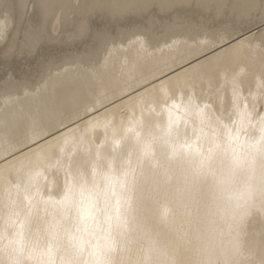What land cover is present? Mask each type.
Masks as SVG:
<instances>
[{
    "label": "snow or ice",
    "instance_id": "1",
    "mask_svg": "<svg viewBox=\"0 0 264 264\" xmlns=\"http://www.w3.org/2000/svg\"><path fill=\"white\" fill-rule=\"evenodd\" d=\"M16 7L11 23L0 13V264H264V231L258 261L243 240L253 210L264 215V32L255 67L240 31L257 19L264 29V0ZM154 7L191 8L230 26L212 32L202 55L159 75L132 65L21 107L14 88L37 98L43 84L26 85L19 72L35 69L51 89V69L62 66L53 48L69 42L106 52V65L112 20ZM159 224L172 234L166 242Z\"/></svg>",
    "mask_w": 264,
    "mask_h": 264
},
{
    "label": "bare ground",
    "instance_id": "2",
    "mask_svg": "<svg viewBox=\"0 0 264 264\" xmlns=\"http://www.w3.org/2000/svg\"><path fill=\"white\" fill-rule=\"evenodd\" d=\"M25 2L27 0H4V4L7 7L0 6V13L6 14L11 23V17L18 15L20 11L16 5ZM53 2L59 5H70L74 0H53ZM125 2H129V0H125ZM131 2H143V0H131ZM256 3L259 4V0H256ZM259 23V19H257L255 23L248 24L247 28L253 30L258 27ZM2 24L3 16H0V25ZM225 26H230V22L227 19L221 20L217 18L212 20L209 18L208 13H201L191 8L165 10L154 7L150 10L136 11L127 18H114L112 20L111 27L113 29L114 43L108 45V51L112 54L108 57L106 65L104 64L106 52L84 54L82 46L76 42L58 43L53 50L57 56L61 57L57 64L62 66H53L51 69L52 88L49 89L48 84L42 80V74L32 69L19 72L18 78L24 81L26 85L35 88H41L43 84L38 97H23L22 87L14 88V91L22 97L23 104L21 107H23L40 103L49 95L55 97L59 93L70 90L73 87L87 90L90 80L96 79L100 73H104L113 79L119 78L120 74L127 72L132 65H135L137 75L151 78L153 75H159L161 68L164 71H169V65L177 67L180 63H185L187 60L202 55L206 51L204 43L212 40V32L216 28ZM247 28H241L240 31L247 34ZM262 32H264V29L255 31V33L247 35L246 40H242L244 45H248L249 42L252 43L251 55L256 58L252 62L255 67H258L260 56L259 37ZM57 35L59 36V33ZM235 35L239 36L240 33L237 32ZM173 41L176 44L168 47ZM72 56L78 57L76 66L63 64V59H68ZM173 61H176V63L173 64ZM235 70L239 71V68ZM57 74L60 76L59 81L56 80ZM243 78L246 83H249L254 92L255 84L248 81L246 77ZM100 91L105 90L101 89ZM108 96L111 98V91H108ZM100 131V129L97 130V135L100 134ZM256 134L254 129H249V135ZM54 179L59 178L53 175L48 176L49 181ZM163 203H165V200L161 198L160 204ZM159 207L160 205H156L153 208V212L157 216ZM157 227L162 241L166 242L172 238L167 226L159 224ZM262 231H264V215L260 214L257 206V209L253 210L245 224L246 234L243 236V240L245 248L251 249V253L245 252L247 258L259 260L261 254L260 233Z\"/></svg>",
    "mask_w": 264,
    "mask_h": 264
},
{
    "label": "rangeland",
    "instance_id": "3",
    "mask_svg": "<svg viewBox=\"0 0 264 264\" xmlns=\"http://www.w3.org/2000/svg\"><path fill=\"white\" fill-rule=\"evenodd\" d=\"M261 28L260 27H256L255 29H253L252 30V32L251 33H247L246 35H251V34H253V33H255V31L257 32V31H259ZM255 30V31H254Z\"/></svg>",
    "mask_w": 264,
    "mask_h": 264
}]
</instances>
